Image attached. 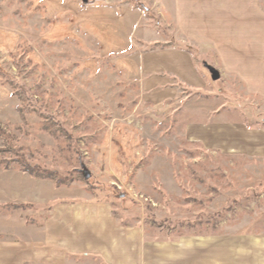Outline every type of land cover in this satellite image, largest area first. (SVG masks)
Here are the masks:
<instances>
[{
  "label": "rangeland",
  "instance_id": "rangeland-1",
  "mask_svg": "<svg viewBox=\"0 0 264 264\" xmlns=\"http://www.w3.org/2000/svg\"><path fill=\"white\" fill-rule=\"evenodd\" d=\"M160 1L0 0V239L68 204L106 206L150 241L264 235V157L186 136L218 114L264 128V100L181 35ZM164 48L188 52L205 86L147 102L138 58Z\"/></svg>",
  "mask_w": 264,
  "mask_h": 264
},
{
  "label": "crops",
  "instance_id": "crops-1",
  "mask_svg": "<svg viewBox=\"0 0 264 264\" xmlns=\"http://www.w3.org/2000/svg\"><path fill=\"white\" fill-rule=\"evenodd\" d=\"M160 5L171 9L181 35L214 51L224 72L239 80L247 94L264 100V0H161ZM138 59L140 90L147 102L178 99L179 84L191 90L205 86V77L184 50L145 51ZM186 136L207 150L264 157V128L221 114L210 122L191 121ZM89 255L103 264H264V235L150 241L141 230L118 224L106 206L68 204L55 206L24 238L0 239V264H77L78 256Z\"/></svg>",
  "mask_w": 264,
  "mask_h": 264
}]
</instances>
